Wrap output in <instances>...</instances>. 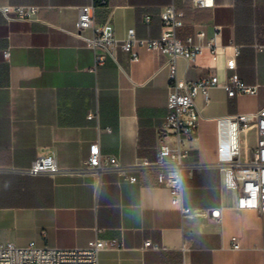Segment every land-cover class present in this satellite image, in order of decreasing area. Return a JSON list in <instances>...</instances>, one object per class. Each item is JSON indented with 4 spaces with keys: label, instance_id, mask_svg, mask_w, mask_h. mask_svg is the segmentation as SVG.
Masks as SVG:
<instances>
[{
    "label": "crops",
    "instance_id": "0c3cea01",
    "mask_svg": "<svg viewBox=\"0 0 264 264\" xmlns=\"http://www.w3.org/2000/svg\"><path fill=\"white\" fill-rule=\"evenodd\" d=\"M185 12L186 31L213 37L220 26L216 58L208 51L177 74L188 81L230 77L226 60L240 47L236 72L256 94L228 95L221 86L199 93L197 136L189 143L183 174V207L172 206L169 188L152 171L131 183L116 172L58 176H0V246L80 248L96 238L116 247L100 264H264V212L232 205L219 162V119L264 107V0H215L213 8L192 0H108L95 11L97 24L111 17L115 34L135 28L139 38L161 35V10L170 3ZM86 0H0L38 7L35 20L8 21L0 11V166L29 167L55 154L65 169H78L99 141L103 158L123 165L154 161L163 141L169 70L165 56L135 47L138 60L117 48L95 66V51L76 37ZM146 15L150 21H146ZM86 35H92L87 30ZM8 53V55H7ZM111 128V131L108 130ZM243 157L256 146L255 127L240 133ZM221 209L222 219L211 218ZM151 240L161 248H146ZM234 241L238 246L234 245Z\"/></svg>",
    "mask_w": 264,
    "mask_h": 264
},
{
    "label": "built area",
    "instance_id": "2783aa9c",
    "mask_svg": "<svg viewBox=\"0 0 264 264\" xmlns=\"http://www.w3.org/2000/svg\"><path fill=\"white\" fill-rule=\"evenodd\" d=\"M192 4L198 8H213L215 0H192ZM104 6H108V0H86V4L80 8L74 35L84 40L86 45L95 51L103 49V53L96 55L95 66L103 64L107 57L114 58V51L117 48L131 53L133 60H138L135 47H144L165 56L162 68L169 70V97L161 135L164 138H172V141L161 143L154 161L143 159L133 165H123L116 157L103 158L100 143L97 141L93 144L89 158L78 169L62 168L56 155L50 154L38 157L29 167L0 166V176L18 174L53 177L86 173L99 176L105 172H116L129 182L135 183L139 179L137 172L152 171L157 173L159 183L169 188L172 206L179 207L186 214L189 210L183 207V174L190 167L186 162L189 143L196 138L198 123L202 117L196 104V97L199 93L207 97L208 90L218 85L223 86L230 97L239 93L256 94L258 88L244 84L236 72L239 46H234L233 53L226 60V68L232 73L224 84H221L217 75L197 81H188L178 76L179 58L191 62L205 51L216 58L221 47L217 42L221 33L220 26H214L213 37H208L203 29L187 32L185 12L172 2L161 10L162 30L159 37L139 38L135 28H129L124 38H118L111 17L102 24L95 23V11ZM0 11L8 21L35 20L38 7L5 5L0 7ZM145 19L147 22L150 21V16L146 15ZM89 29L92 30L90 36L86 35ZM250 127L256 128L257 141L252 154L244 158L240 133ZM108 130L111 131V128ZM218 152V165L224 172V184L231 192L232 205L264 212V107L256 112L220 118ZM211 218L220 222L221 209H213ZM234 245L238 246L236 241ZM115 247V242L107 243L99 238L80 248L38 247L33 243L20 247L10 243L0 246V264H100L101 252ZM145 247L161 248L158 243L151 240L145 242Z\"/></svg>",
    "mask_w": 264,
    "mask_h": 264
}]
</instances>
